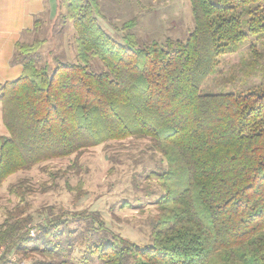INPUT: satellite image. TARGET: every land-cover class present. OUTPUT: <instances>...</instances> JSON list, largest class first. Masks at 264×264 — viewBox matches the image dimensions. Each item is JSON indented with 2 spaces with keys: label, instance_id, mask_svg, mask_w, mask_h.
I'll return each mask as SVG.
<instances>
[{
  "label": "trees",
  "instance_id": "trees-1",
  "mask_svg": "<svg viewBox=\"0 0 264 264\" xmlns=\"http://www.w3.org/2000/svg\"><path fill=\"white\" fill-rule=\"evenodd\" d=\"M189 3L193 28L184 40L138 46L134 19L121 25L119 42L99 23L98 0H58L74 26L75 61L55 56L52 70L36 62L43 39L16 42L12 63L22 72L0 84V185L131 137L148 139L167 169L150 173L162 195L148 244L112 231L98 211L56 214L33 236L32 219L10 214L0 225L6 255L39 253L48 264H264V86L201 91L220 56L264 36V0ZM92 59L102 68L92 70Z\"/></svg>",
  "mask_w": 264,
  "mask_h": 264
},
{
  "label": "rangeland",
  "instance_id": "rangeland-1",
  "mask_svg": "<svg viewBox=\"0 0 264 264\" xmlns=\"http://www.w3.org/2000/svg\"><path fill=\"white\" fill-rule=\"evenodd\" d=\"M101 26L122 42L121 25L134 19L133 32L138 46L166 38L184 40L193 28L189 0H98ZM44 15L33 35L44 40L38 65L54 67L53 57L74 62V26L59 15L58 0H46ZM249 8V7H248ZM63 12V11H62ZM24 31L22 40L32 41ZM102 63L92 59V70ZM214 71L201 85L203 93L246 90L264 86V36H249L234 52L219 57ZM1 115V107H0ZM0 116V135L6 134ZM167 165L152 149L148 139L126 138L90 147L78 155L51 159L8 176L0 185V225L10 214L29 220V235L37 224L59 213L77 210L98 211L108 228L139 244L150 242L149 220L155 214V201L162 195L158 179L150 173H162ZM11 185H22L19 194ZM0 246V264H48L39 253L11 252ZM75 257L79 250L74 251ZM73 254V256H74ZM70 264V263H65Z\"/></svg>",
  "mask_w": 264,
  "mask_h": 264
},
{
  "label": "crops",
  "instance_id": "crops-1",
  "mask_svg": "<svg viewBox=\"0 0 264 264\" xmlns=\"http://www.w3.org/2000/svg\"><path fill=\"white\" fill-rule=\"evenodd\" d=\"M46 0H0V84L20 76L22 66L12 63L16 42L26 31L30 38L38 32L34 30V20L47 12ZM37 18V19H38Z\"/></svg>",
  "mask_w": 264,
  "mask_h": 264
}]
</instances>
